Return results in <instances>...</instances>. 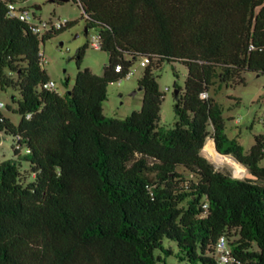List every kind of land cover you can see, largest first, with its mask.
Returning a JSON list of instances; mask_svg holds the SVG:
<instances>
[{
	"label": "trees",
	"instance_id": "trees-1",
	"mask_svg": "<svg viewBox=\"0 0 264 264\" xmlns=\"http://www.w3.org/2000/svg\"><path fill=\"white\" fill-rule=\"evenodd\" d=\"M69 1L108 62L102 76L81 70L80 48L64 96L44 87L39 45L75 23L39 36L0 1V90H12L21 118L15 126L0 109V143L13 151L0 163V264H218L221 237L227 264H264V139L245 154L220 106L201 97L215 83L244 85L247 72L264 76V0ZM143 58L140 111L107 118L108 85ZM165 62L187 69L171 129L158 126ZM208 138L254 180L217 172L201 154Z\"/></svg>",
	"mask_w": 264,
	"mask_h": 264
},
{
	"label": "rangeland",
	"instance_id": "rangeland-1",
	"mask_svg": "<svg viewBox=\"0 0 264 264\" xmlns=\"http://www.w3.org/2000/svg\"><path fill=\"white\" fill-rule=\"evenodd\" d=\"M25 5L40 27L50 20H66L75 23L69 29L39 45V51L46 60L43 69L50 80L56 84L60 96H64L67 92L64 86L66 79L69 81L70 88L75 84L78 71L75 56L78 50L85 45H87V49L80 69H89L96 76L103 75L104 66L108 62V54L91 46L92 38L96 32L91 29L85 34V20L82 18V11L78 4L72 1L62 3L59 0H27ZM132 67L135 69L133 76L121 80L120 83H112L107 87V100L102 105L103 115L107 118L123 120L141 109L143 91L139 90L138 80L142 77L144 69L138 67V62L134 63ZM155 76L159 90L164 94L158 126L163 129H171L177 120L176 100L173 97L176 89L175 84L184 90L187 69L180 63L165 62L155 72ZM243 77L245 84L232 88L219 86L218 83H215L207 92V98L212 97L220 106L226 135L230 139H235L246 154L254 146L256 138L264 139V76L247 72ZM13 94L11 89L0 90V102L4 104L1 111L17 126L21 118L13 113L16 109L15 105L12 104ZM7 106L11 107V112L8 111ZM14 147L16 148V146ZM214 149L213 140L208 138L201 154L209 160L217 172L235 179L254 180L244 166L240 165L246 173L242 176H236L233 166L229 162L214 160L209 152L214 151ZM12 156L11 142L8 139L2 140L0 143V163L12 158ZM226 158L239 164L229 156ZM259 166L264 168V149ZM178 171L185 180H194V177L187 171L183 169H178ZM163 244L167 246L169 242L164 240ZM171 246L175 249L172 243ZM166 262L167 264H174L175 260L169 257Z\"/></svg>",
	"mask_w": 264,
	"mask_h": 264
},
{
	"label": "built area",
	"instance_id": "built-area-1",
	"mask_svg": "<svg viewBox=\"0 0 264 264\" xmlns=\"http://www.w3.org/2000/svg\"><path fill=\"white\" fill-rule=\"evenodd\" d=\"M3 4L6 5L9 14L11 17L17 18L18 20L28 24L32 29L33 32L39 36H43L45 34H49L53 31H59L61 29H63L64 27L67 26L68 21L66 20H56V21H52L50 20L48 23L43 24L41 27L39 25H37V23L35 22V17L31 15L30 10L26 7V1L27 0H0ZM93 43H92V47L93 48H100V42H99V38L97 35H95L93 38ZM42 62L43 64L46 63V60L43 56L42 58ZM149 64V60L147 58H143L138 62V67L139 68H146ZM122 70V68L120 66H118L116 68V72L120 73ZM135 69L133 67H131L126 75L125 78H129L131 76L134 75ZM121 82V80L119 81V83ZM47 90L52 91L54 93H58L57 89H56V84L52 81L49 80L45 86H44ZM166 90H168L166 88ZM202 99H207V94H203ZM4 107V104L0 102V109ZM31 115H28L27 117L30 118ZM216 254H217V258H218V264H227L230 262L231 260V248L229 247L226 239L224 237H221L216 245Z\"/></svg>",
	"mask_w": 264,
	"mask_h": 264
},
{
	"label": "bare ground",
	"instance_id": "bare-ground-1",
	"mask_svg": "<svg viewBox=\"0 0 264 264\" xmlns=\"http://www.w3.org/2000/svg\"><path fill=\"white\" fill-rule=\"evenodd\" d=\"M210 145V144H209ZM212 146V145H211ZM208 149V147H207ZM210 152V155H212L213 159L214 160H226L227 162H229L231 164V166H233V169H234V172H235V175L236 176H242L244 175L246 172H245V169L243 167L240 166V164H237V163H234L233 161H231L230 159L226 158V157H222V156H218L216 155V153L214 151H209ZM224 158V159H223Z\"/></svg>",
	"mask_w": 264,
	"mask_h": 264
},
{
	"label": "water",
	"instance_id": "water-1",
	"mask_svg": "<svg viewBox=\"0 0 264 264\" xmlns=\"http://www.w3.org/2000/svg\"><path fill=\"white\" fill-rule=\"evenodd\" d=\"M59 1L62 3H65V2H68L69 0H59ZM139 90H142V89L139 88ZM174 93L177 94L178 92L175 90ZM214 151H215L216 155H218V156L227 157L226 155L219 153L216 149H214ZM250 177L255 178L253 175H250Z\"/></svg>",
	"mask_w": 264,
	"mask_h": 264
}]
</instances>
